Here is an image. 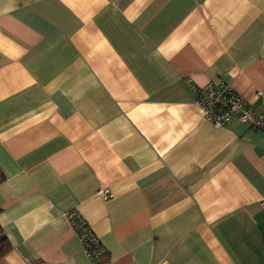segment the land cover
I'll list each match as a JSON object with an SVG mask.
<instances>
[{
  "label": "crops",
  "instance_id": "1",
  "mask_svg": "<svg viewBox=\"0 0 264 264\" xmlns=\"http://www.w3.org/2000/svg\"><path fill=\"white\" fill-rule=\"evenodd\" d=\"M222 81L264 112V0H0L1 264H264V131L195 101Z\"/></svg>",
  "mask_w": 264,
  "mask_h": 264
},
{
  "label": "built area",
  "instance_id": "2",
  "mask_svg": "<svg viewBox=\"0 0 264 264\" xmlns=\"http://www.w3.org/2000/svg\"><path fill=\"white\" fill-rule=\"evenodd\" d=\"M195 93V101L215 127H222L232 116H237L241 122L264 131V112L257 113L253 105L230 84L222 81L214 87L208 83L204 88L195 89ZM260 205L264 214V199L260 201ZM67 217L83 245L86 256L90 261H96L104 251L101 239L77 209L69 210Z\"/></svg>",
  "mask_w": 264,
  "mask_h": 264
},
{
  "label": "trees",
  "instance_id": "3",
  "mask_svg": "<svg viewBox=\"0 0 264 264\" xmlns=\"http://www.w3.org/2000/svg\"><path fill=\"white\" fill-rule=\"evenodd\" d=\"M3 177L4 176H3L2 171L0 169V181L3 179ZM11 248H12L11 242H10L4 228L0 224V264H1L2 258L10 251Z\"/></svg>",
  "mask_w": 264,
  "mask_h": 264
}]
</instances>
